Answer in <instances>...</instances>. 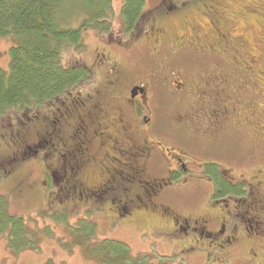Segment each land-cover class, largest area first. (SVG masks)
<instances>
[{"label": "flooded vegetation", "instance_id": "1", "mask_svg": "<svg viewBox=\"0 0 264 264\" xmlns=\"http://www.w3.org/2000/svg\"><path fill=\"white\" fill-rule=\"evenodd\" d=\"M207 20L206 24L198 22L189 26L184 33L172 29L174 38L148 30L145 40L152 46L153 57L149 52V61L142 66L135 64V71L112 59L111 54L89 65L98 79L89 100L93 106L81 101L82 107L78 110L83 118L77 125L80 131L75 132L82 134L84 141L75 149L77 154H94L95 160L88 159L84 165V179L78 183L81 189L72 201L89 211L104 212L116 207L114 222H124L141 211L140 189L132 186L158 182L159 199L211 207L210 216L218 217L217 225L226 233L224 237L222 232L213 236L214 232L205 230L209 226L206 222L202 232L195 221L185 227L174 222L175 238L182 244L181 253H186L188 258L189 255L204 256L203 264H210L208 257L214 251L217 260L225 263L220 255L236 248L239 236L249 234L253 240L246 252L248 260H252L251 250L264 254V156H258L261 167L247 180L243 172L235 170L237 176L223 161H200L189 154H212L213 146L222 150L229 146L230 140L247 150L243 154H260L264 149L261 138L264 100L261 104L256 92L261 86L257 82L260 71L254 70L256 60L242 52L244 46L236 45L234 37H227L225 27ZM136 38L135 34L126 37L123 32L111 35L109 44L112 41L122 51L129 52L134 49ZM183 57L188 59V66L179 64ZM213 63H216L214 71L211 70ZM198 66L203 69L199 70ZM166 103L179 113L172 111L175 119L169 121L173 125H165ZM189 115L192 117L188 118ZM63 127L51 125L55 129L49 135ZM66 131L64 128L59 133L62 136ZM169 140L176 144H170ZM49 145V154L57 152L65 159L75 155L68 144L64 148L52 142ZM29 150L18 153L12 162L24 161L21 158L26 154H38L35 149L32 153ZM43 167L45 183H50L52 166L44 162ZM130 170L136 172L123 176V172ZM106 175H109L108 181L102 179ZM125 185L132 188L125 191L122 188ZM252 192L257 193L260 209L245 211L241 204L247 203ZM48 196H53L55 202L58 198V194L49 191ZM212 236L214 239H210ZM204 241L206 246L199 243Z\"/></svg>", "mask_w": 264, "mask_h": 264}, {"label": "rangeland", "instance_id": "2", "mask_svg": "<svg viewBox=\"0 0 264 264\" xmlns=\"http://www.w3.org/2000/svg\"><path fill=\"white\" fill-rule=\"evenodd\" d=\"M144 2L145 10H151L153 13V17L149 19L145 29L141 27L135 32L125 33L122 18L124 1L113 0L112 32L103 35L104 37L100 39L92 32H84L83 43L85 49L81 52H73L72 49L67 50L64 53V65L66 67L83 63L92 65L97 60L111 54L112 59L119 60L125 67L128 66L130 70L135 71L137 69L135 64L142 66L143 62L149 61V52L153 57L152 46L145 40L148 30L174 38L176 35L174 36V30L172 29L177 28L179 34L184 33L189 26H195L198 22L206 24L207 19H211L218 22L221 27H225L227 37H234L236 45L245 47V36L250 49L246 48L244 53L256 60L254 70L260 71L257 82H260L261 86L258 87L256 92L257 95H260L261 104H263L264 0H144ZM123 32L126 37L129 34L138 36L132 46L134 49L129 52L122 51L120 46L112 41H110L111 44H107L110 35H122ZM244 33L245 35H243ZM139 35L141 36L139 37ZM105 38L108 41L102 42ZM14 43V37L0 38V67L5 71L10 69L9 49ZM156 59L161 60L160 58ZM190 59L195 58L190 56ZM187 62L188 59L183 57L179 64L188 66ZM89 71L93 73L91 70ZM97 79L95 78L94 82ZM99 80H102V78ZM95 88L96 85L93 83L92 89ZM72 96L69 94L45 105L40 110L41 112H33L28 116V119L26 117L20 119L19 116H14L13 121L17 119H20V121L11 122L10 115L0 117V154H10L12 157H16L19 155L18 153L28 148H31L29 153H32L33 149L38 153L28 161H23L16 174L13 168L5 165L4 162L0 163V195L6 198L11 215L23 218L28 227L37 228L39 232L38 248H29L20 253H13L7 247V239L0 237V264H101L92 258L90 246L99 244L103 240L124 243L135 256L154 255L155 257L171 258L175 263L183 261V264H203L204 256L189 255L188 258L186 253H181L182 247L180 245L182 244L178 241L179 238H175L173 223L177 222L181 224V227H185V225H190L195 221L196 226L200 227L199 231L202 232V225L206 222L209 225L205 228L206 231L211 232V234L214 232L213 236L215 233L222 232L221 236L224 237L226 233H224L222 227L217 225L218 217L210 216L211 207L209 209L201 207L200 203L178 204L168 198L159 199L157 196V191L160 189L158 182H140V184L132 186L140 189L139 195L142 203L139 207L141 211L124 222H114L113 215L117 212L115 207H110L104 212L89 211L85 206L73 203L72 199L79 194L81 189L78 183L84 179L83 167L86 166L88 159L92 162L95 158L94 154H77L78 150L75 149L79 146V143L84 141L83 135L75 132L80 131L77 129V123L82 119V116L80 111L76 110L75 105L70 106V109L61 108L62 103L73 104L74 102L78 105L77 100L79 99ZM37 109L40 108L34 110ZM172 111L174 114L179 115L171 105L169 106L166 103L164 111L165 125H171L172 120L175 119ZM20 115H24V113H20ZM190 117L192 116L189 115L188 118ZM262 122H264V117H262ZM53 124L56 126L65 125V127L59 128L50 136L49 133L55 129L51 128ZM74 124L75 126L72 127ZM64 128H67V131L61 136L59 132ZM261 138L264 139V129ZM49 142L60 148H64L65 144H68V149H71L75 154L74 157L65 159L62 154L57 152L49 154L50 152L47 150L50 146ZM168 142L176 144L174 140ZM233 142L230 140L229 146L222 150L213 146L210 150L212 154L189 155L206 162L222 163V161H226L225 163L233 168L234 172L235 170L243 172L245 179L248 180L251 174L254 176L256 168L261 167L258 156H264V149L261 150L260 154H243L247 150ZM80 150L82 151V149ZM162 155L165 157L168 154ZM1 157L5 158V156ZM237 160H239V163ZM170 161H173V159L170 158ZM44 162L51 165L53 169V172L50 173L52 177L50 189H48V184L45 183L44 171L46 169L43 167ZM87 172L89 173V170ZM135 172L134 170L125 171L123 176H131ZM235 174L239 176L238 173L235 172ZM17 177L25 178L26 181L21 184L15 183ZM108 177L109 175H106L102 179L105 178L108 181ZM236 178L242 179L240 177ZM132 187L129 185L122 186L125 191ZM48 190L53 195L58 194L55 209H47L45 192ZM169 195L171 194L169 193ZM256 197V192L250 193L249 200L247 203H242L241 207L250 212L254 208L260 209ZM222 205L219 203V206ZM57 206H60V208H57ZM62 207L69 209L67 219H62L61 215L57 216L56 214L63 211ZM52 210H55V214ZM214 215L218 216V214ZM89 220L94 221L97 225L96 233L92 238L90 236ZM78 221H81L82 243L78 242L80 236L75 233L72 234V228ZM247 235L239 236L238 243H235L236 248L233 247L231 250L226 251L224 255H220L225 263H220L217 260L216 252L211 251L209 255L210 264H264V254H261V251L257 249L255 251L251 250L253 253L252 260H248L249 256L246 251L250 249L251 240L253 239ZM213 236L210 239H214ZM199 243L202 246L207 244L206 241ZM243 248L247 250L244 251ZM254 253L256 254L254 255ZM244 258H246L245 261Z\"/></svg>", "mask_w": 264, "mask_h": 264}, {"label": "trees", "instance_id": "3", "mask_svg": "<svg viewBox=\"0 0 264 264\" xmlns=\"http://www.w3.org/2000/svg\"><path fill=\"white\" fill-rule=\"evenodd\" d=\"M123 1L124 32H135L141 27L145 29L153 13L151 10H145L144 0ZM112 27L113 0H0V38H15V43L9 49V71L0 67V117L10 115L11 122L20 121L25 117L28 119L33 112H41L45 105L69 94L79 99L78 105L74 102L62 103L61 108L70 109V106L75 105L76 110H80L81 101L93 106L89 100H92L96 90L92 89L95 74L89 71L91 68L86 63L66 67L63 63L64 53L70 49L73 52L85 49L84 32H92L100 39L103 35L110 34ZM108 40L105 38L102 42ZM245 45L242 52H246V48L250 49L248 43ZM231 49L230 47L227 51L230 52ZM212 61L217 62L215 58ZM215 66L216 63H213L211 70L214 71ZM198 68L203 69L201 66ZM36 108L40 109L34 110ZM80 115L82 116L81 111ZM14 116H19L20 119L13 121ZM29 155L26 154L21 159L28 161L34 157ZM12 161L10 154H0V163L4 162L13 168L16 174L23 161ZM25 181V178L15 179V183L19 184ZM47 184L50 189L51 184ZM229 190H232L231 187ZM48 191L45 192L47 209H55L56 202L53 196H48ZM62 209L63 211L56 214L64 219L68 216L69 209ZM52 211L55 214V210ZM89 221L92 238L97 225L94 221ZM77 223L72 228V234L80 236L78 242L82 243L81 221ZM38 235L37 228L28 227L23 218L10 214L6 198L0 195V237L7 239L8 249L13 253H20L29 248L37 249ZM90 252L92 258L101 264L184 263H175L171 258L154 255L135 256L126 244L112 240L92 244ZM208 260L210 261V256Z\"/></svg>", "mask_w": 264, "mask_h": 264}, {"label": "bare ground", "instance_id": "4", "mask_svg": "<svg viewBox=\"0 0 264 264\" xmlns=\"http://www.w3.org/2000/svg\"><path fill=\"white\" fill-rule=\"evenodd\" d=\"M185 58V57H184ZM225 153V152H224ZM228 154V153H227ZM224 157H226V156H224ZM221 161V160H220ZM225 161V160H224ZM226 162V161H225ZM238 164V163H237ZM238 166V165H237ZM240 167V166H239ZM237 168V167H236ZM146 214V213H145ZM142 215H143V213H142ZM145 216V215H144Z\"/></svg>", "mask_w": 264, "mask_h": 264}]
</instances>
